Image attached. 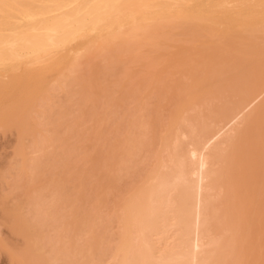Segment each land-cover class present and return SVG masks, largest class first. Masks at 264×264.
I'll return each instance as SVG.
<instances>
[{
	"label": "bare ground",
	"instance_id": "6f19581e",
	"mask_svg": "<svg viewBox=\"0 0 264 264\" xmlns=\"http://www.w3.org/2000/svg\"><path fill=\"white\" fill-rule=\"evenodd\" d=\"M0 118L12 264H264V0H0Z\"/></svg>",
	"mask_w": 264,
	"mask_h": 264
},
{
	"label": "rangeland",
	"instance_id": "374dc122",
	"mask_svg": "<svg viewBox=\"0 0 264 264\" xmlns=\"http://www.w3.org/2000/svg\"><path fill=\"white\" fill-rule=\"evenodd\" d=\"M171 51H173V52H175L176 50L175 49H171ZM170 72H172V71H168V74L170 73ZM167 74V75H168ZM166 77V76H165ZM180 77V75L178 74V75H175V77L174 78H179ZM131 103V104H130ZM136 103H134V101H129L128 102V105L126 104V106H124L123 107V109H121L120 110V113L122 114V115H120V114H118V117L117 118H119L118 120H123V121H121V125L122 124H124L123 122L126 120L125 118L126 117H124L125 116V114L126 113H128L129 112V110H131V108H132V110L134 109V107H136V105H135ZM127 106H128V109H127ZM131 106V107H130ZM125 112H124V111ZM122 111V112H121ZM125 113V114H124ZM120 115V116H119ZM1 119V118H0ZM108 122V124L107 125H105L108 129H106L105 131V133H104V135L105 136H107V134L109 135V134H111V132H110V128H111V123L109 122V121H107ZM118 122H120V121H118ZM33 125H37V121H33ZM2 132H0V174L3 172L4 173V171L6 172V170L8 169V165L10 164V162H12L15 158H14V149H15V146H16V140H17V138H16V135L13 133V131H11V132H8V131H3L2 129H0ZM109 131V133H108V131ZM111 136V135H110ZM109 137V136H108ZM90 143H91V141H89ZM88 142V143H89ZM98 142V141H97ZM96 143V142H95ZM101 143V144H100ZM87 144V142L85 143V145ZM95 146L96 145H94V147L92 146V148L91 149H89L90 150V152L91 151H95ZM100 146H103V144H102V141H99V146H98V148L100 147ZM107 147V146H106ZM106 147H104V149H106ZM97 148V147H96ZM102 148V147H101ZM99 149V150H96L97 152L98 151H100V150H102V149ZM103 149V150H104ZM102 150V151H103ZM105 151V150H104ZM89 152V153H90ZM96 152V153H97ZM95 153V152H94ZM95 153V154H96ZM92 155H94V154H92ZM97 155H99L98 153L96 154V156H95V158L97 157ZM13 156V157H12ZM147 163V162H146ZM146 165V164H145ZM126 180H128V179H126ZM124 181V183L126 182V183H129L128 181ZM2 182H6V183H2ZM10 182V183H9ZM10 184H11V179H10V177H8V178H0V210H1V207H2V202L4 201V202H6V203H12L13 202V200L12 199H14L13 198V194L11 195V194H9L10 192H11V187H10ZM126 187L124 186V188H123V190H125V193L124 194H126V189H125ZM127 195V194H126ZM124 195L122 194V197H123ZM6 197V199H4ZM12 198V199H11ZM113 198V196L112 195H110V199H112ZM3 202V203H4ZM111 207H113V205H112V202H110V204L108 205V207H107V209H106V212L104 213V214H108L109 216L112 214L111 212L112 211H114L113 209H111ZM0 213H1V211H0ZM107 216V215H106ZM0 217H1V214H0ZM1 219H2V217H1ZM1 219H0V243L2 244H0V246L2 247V246H4V245H6L7 243H5L4 244V240H12V243H13V240H14V236L11 234V232L7 229V226L5 225V224H2V222H1ZM112 230H113V232H111L112 234H117L116 232H118L119 231V229H118V226L117 225H115L114 224V227L112 228ZM14 237V238H13ZM13 238V239H12ZM1 240H2V242H1ZM10 241H8V242H10ZM15 242H14V244H13V247H14V245L16 244V249H17V251L15 250V247L13 248V250L16 252V253H18L19 252V249L18 248H22V240L20 239V238H15V240H14ZM12 243H8L6 246H8V245H10V246H12L11 244ZM24 246V245H23ZM7 248H9V247H7ZM24 248V247H23ZM4 249H6V247L4 248ZM10 249H12V248H10ZM2 249H0V251H1ZM21 251L23 250V249H20ZM15 253V254H16ZM19 254V253H18ZM8 254H6V252L3 250V251H1L0 252V264H12L13 262L11 261L10 262V260H9V256H7Z\"/></svg>",
	"mask_w": 264,
	"mask_h": 264
}]
</instances>
